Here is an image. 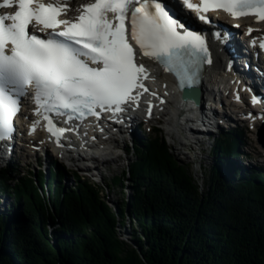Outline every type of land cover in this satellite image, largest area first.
Listing matches in <instances>:
<instances>
[{"label":"trees","instance_id":"16d2710c","mask_svg":"<svg viewBox=\"0 0 264 264\" xmlns=\"http://www.w3.org/2000/svg\"><path fill=\"white\" fill-rule=\"evenodd\" d=\"M238 135L215 141L203 188L162 133L139 139L125 176L112 182L132 191L116 208L76 172L65 189L60 164L50 178L2 169L0 202H11L0 208V264H264V168L235 163ZM128 224L131 242L120 236Z\"/></svg>","mask_w":264,"mask_h":264},{"label":"snow or ice","instance_id":"6c2138e0","mask_svg":"<svg viewBox=\"0 0 264 264\" xmlns=\"http://www.w3.org/2000/svg\"><path fill=\"white\" fill-rule=\"evenodd\" d=\"M3 7L15 10L0 13V140L14 133L29 87L36 115L58 142L69 129L56 127L51 113L72 120L124 111L140 90H148V70L137 62L130 40L140 55L174 73L181 87L194 85L212 58L205 34L192 28L184 9L205 23L206 14L218 9L264 22V0H93L74 20L60 18L69 10L67 0H3ZM259 47L264 49V40Z\"/></svg>","mask_w":264,"mask_h":264},{"label":"rangeland","instance_id":"374dc122","mask_svg":"<svg viewBox=\"0 0 264 264\" xmlns=\"http://www.w3.org/2000/svg\"><path fill=\"white\" fill-rule=\"evenodd\" d=\"M161 119L166 121L168 120V117L164 115ZM239 127V129L243 131L244 135L242 136V141L245 143L240 149L243 153H246L245 157H242L243 162H241V164L246 165L248 161H246L245 158L249 157L251 158L249 161L250 164H255L253 166L257 168H264V147L258 143L257 134L255 131H251L250 125L247 126L245 123L240 124ZM169 129H171L170 126L166 125L164 122L159 123L158 119L155 118L152 122L147 123L144 126L143 135L141 133H137L139 134L137 136L146 138L162 133L166 138L165 141L170 147L173 155L177 157L180 162L192 164V171L195 173L200 186L203 188L209 178V169H211L214 164V142L211 141V143H202L201 145H203L204 149L196 144L193 148L183 146L180 143L182 139L179 134L171 132ZM132 138L130 137L128 142L125 141L121 143L117 141V143L113 145L115 146L114 151L107 156L108 158H114V160L108 163L105 160L99 161L97 163L100 164L99 170H89L88 172L80 171L76 166H74L75 164L69 161H64L60 155L55 153H52L51 157L48 155V161H45L41 152H37L36 149H32L29 152H24L22 158L18 156L13 160L11 165L16 163L17 168V171L13 172V176H15V178H22L27 176L30 172L35 171L37 173L39 170H43L47 174L50 172L49 166L57 163L64 168L66 173V177L63 180V185L66 189L74 185V179H76L74 172H76L80 177H82V179L86 178L88 181L97 184L99 187L102 186L109 204L111 207L116 208L122 205L124 200L128 201L130 199L129 195L131 194V190L128 186V181L125 182L124 188L120 187V185H113L112 182L117 176L124 177L129 164L135 159L133 154L134 152L132 150ZM116 156H118L117 159H115ZM83 176L85 178H83ZM10 202L11 198L3 195L1 197L0 208L7 206ZM130 229L129 224L126 229H120L121 238L127 242L132 241Z\"/></svg>","mask_w":264,"mask_h":264},{"label":"bare ground","instance_id":"6f19581e","mask_svg":"<svg viewBox=\"0 0 264 264\" xmlns=\"http://www.w3.org/2000/svg\"><path fill=\"white\" fill-rule=\"evenodd\" d=\"M78 4H79V0H74L72 3V7H76ZM244 21H247V20H244ZM249 21L251 23H254L257 27H262L264 30V23H256V21L254 19H250ZM245 31H247L246 28H245ZM210 44H211V51L213 54L211 56L212 64L209 65L208 69H206V71H205V84L203 85L204 88H207L209 90L213 89L219 83L220 80H223L224 82H228L227 76L222 72V70H224L225 68L222 66V63H221V58H223V56H224L225 59L228 60V55L223 51V48H221V45L217 41L210 42ZM233 54L236 55L235 57H237L239 62L241 59H243L239 50H235ZM144 60H145L146 64L148 66H150V71L156 79H162L163 80L162 83H166V84L169 83L168 81H170V80H169L168 76H166V74L164 72H162L161 70L157 69L158 67L155 64H153L152 60H149V59H144ZM241 75L244 76L246 78V80H248V78H249L250 82H252L251 83L252 86H253V84H257V81L255 79H252L249 77V74L246 72V70L242 69ZM237 96H239V95H237V93L235 95H233V97L236 99H237ZM239 97H242V95ZM244 99L245 98L242 97V99L239 100V102L242 104L244 102ZM246 105L248 106L249 104H246ZM240 108H242V105L240 106ZM165 116H168V115H165ZM243 119H245V118H243ZM245 120H246L245 121L246 124H250V126H252L253 129H255V131L263 125L262 123H260V124L255 123V122L252 123L251 120H247V118ZM182 124L183 123L179 122L178 118H172L171 121L168 123V126L171 127V129H169V130L171 132H176L179 134L180 138H182V140L180 141L181 145L187 146V147H192V148L195 147V144H193L192 142L189 143L187 141L188 139L186 138V136L181 132ZM229 127H231V126H229ZM27 130H29V126H27ZM124 135L126 136V142H128L130 139V137H129L130 135H128L127 130L124 132ZM216 136H217V133L216 134L212 133L211 135H209V138L204 136L205 139H202L199 142L201 144L206 143V142L209 143ZM115 143H116V140H113L111 143L106 142L107 145H113ZM33 144L35 145L36 143H33ZM33 144H31V145H33ZM36 146H37V144H36ZM48 150H49V147L47 145H44V151L47 154L45 156V161H48V155L50 157L52 156L50 154V152H48ZM18 156L22 158V155L20 154V152L15 150L14 154L11 158H9V157H6L8 159L2 158V161H0V164L4 163V162H9L10 164H12L13 160L15 158H17ZM3 157H5V156H3ZM117 157L118 156H116L115 159H117ZM106 162L108 163L109 161L106 160Z\"/></svg>","mask_w":264,"mask_h":264},{"label":"water","instance_id":"95a60500","mask_svg":"<svg viewBox=\"0 0 264 264\" xmlns=\"http://www.w3.org/2000/svg\"><path fill=\"white\" fill-rule=\"evenodd\" d=\"M197 93H198V91H196ZM196 97V100H197V102H200V96H199V94H198V96H195ZM258 135H259V137H260V142H261V144L264 146V126H263V128H261L260 130H259V133H258Z\"/></svg>","mask_w":264,"mask_h":264}]
</instances>
